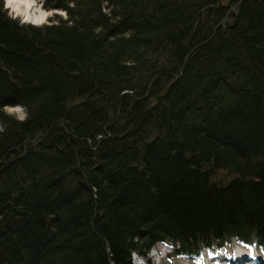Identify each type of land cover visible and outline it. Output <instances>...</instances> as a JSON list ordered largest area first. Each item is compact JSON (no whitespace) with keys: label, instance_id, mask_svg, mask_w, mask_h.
Listing matches in <instances>:
<instances>
[{"label":"trees","instance_id":"trees-1","mask_svg":"<svg viewBox=\"0 0 264 264\" xmlns=\"http://www.w3.org/2000/svg\"><path fill=\"white\" fill-rule=\"evenodd\" d=\"M40 1L0 0V264L264 257V0Z\"/></svg>","mask_w":264,"mask_h":264},{"label":"rangeland","instance_id":"rangeland-1","mask_svg":"<svg viewBox=\"0 0 264 264\" xmlns=\"http://www.w3.org/2000/svg\"><path fill=\"white\" fill-rule=\"evenodd\" d=\"M37 2H38V4H41V1L40 0H37ZM42 10H44V9H42ZM44 11H46V10H44ZM6 12H7V10H6ZM47 12H48V14H47L46 20L43 23H41V24H36L35 26L48 25V24H51V23H56L59 18H62L63 20L66 19V14L63 11L49 10ZM7 15H8V12H7ZM17 21H19V20L17 19ZM29 24H31V23H29ZM31 25H34V24H31ZM241 248L242 247L236 246V244H233L231 247H229L228 249H226L227 251L224 250V252L219 253L216 257H213L212 259L213 260L214 259H218V260L223 259V260H221V264L222 263L225 264V259H228V258H232L234 261H236L237 259L238 260H241V264H253L251 262H253L255 259H261L260 261H258L259 264L264 263V258H261L258 252H256V251H250L248 249H245L244 250V248H242L243 249L242 250ZM246 250H248V251H246ZM152 252L154 253V252H156V250H152ZM238 254H239V256H237L236 258H234L235 255H238ZM209 257L210 256H208V255L202 254L201 257L199 259H197V260H192V259H185V260L176 259V260H173V262H174V264H214L213 261L211 262V258H209ZM134 260L138 264H142V261L140 259L135 258ZM151 260H152L153 264H172V263H168L166 261L167 258L166 259H163V256L160 255L158 257L157 254H155V256ZM239 264H240V262H239Z\"/></svg>","mask_w":264,"mask_h":264},{"label":"clouds","instance_id":"clouds-1","mask_svg":"<svg viewBox=\"0 0 264 264\" xmlns=\"http://www.w3.org/2000/svg\"><path fill=\"white\" fill-rule=\"evenodd\" d=\"M3 6L11 19H18L22 25L29 23L36 25L38 22L33 19L34 16L47 15V13H42L43 5L38 4L37 0H3ZM0 111L19 122L26 121L30 115L27 107L20 103L5 104Z\"/></svg>","mask_w":264,"mask_h":264},{"label":"bare ground","instance_id":"bare-ground-1","mask_svg":"<svg viewBox=\"0 0 264 264\" xmlns=\"http://www.w3.org/2000/svg\"><path fill=\"white\" fill-rule=\"evenodd\" d=\"M42 13H47L48 14V12L47 11H44V10H42ZM46 17H47V15L38 14V15L34 16L33 19L36 20L38 22V24H41V23H43L46 20ZM169 253H170V249L164 247L163 250H162V256H163V258L166 259ZM237 256H239V254L238 255H235L234 258H236ZM212 261H213V259H211V262ZM234 262H235V264H239V262L241 264V260H238V259L236 261H234ZM170 263L174 264V262H170ZM215 264H218V263H215ZM262 264H264V263H262Z\"/></svg>","mask_w":264,"mask_h":264}]
</instances>
